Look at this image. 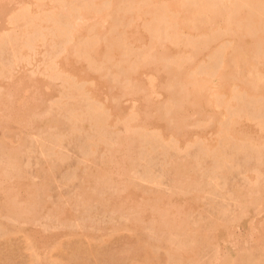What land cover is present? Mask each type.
Masks as SVG:
<instances>
[{
    "label": "rangeland",
    "instance_id": "obj_1",
    "mask_svg": "<svg viewBox=\"0 0 264 264\" xmlns=\"http://www.w3.org/2000/svg\"><path fill=\"white\" fill-rule=\"evenodd\" d=\"M9 1L0 167L19 180H0V264H264V0H226L203 30L193 0L179 13L170 0ZM154 54L158 74L141 67ZM29 188L30 213L2 205L15 193L25 206Z\"/></svg>",
    "mask_w": 264,
    "mask_h": 264
},
{
    "label": "bare ground",
    "instance_id": "obj_2",
    "mask_svg": "<svg viewBox=\"0 0 264 264\" xmlns=\"http://www.w3.org/2000/svg\"><path fill=\"white\" fill-rule=\"evenodd\" d=\"M11 1V0H10ZM9 1V2H10ZM181 0H170L169 2H167L166 4H167V7H168V10L170 9H175L174 11L176 12V13H179V11H176V10H179L180 9V7H179V3L178 2H180ZM225 2H226V0H193V2H192V6H191V10H193L194 12L195 11H199V10H204V11H206V13H207V16H206V19H204L203 21H202V29L201 30H203V29H205V28H208V26H209V19H210V17H212V16H214V15H216V14H226L227 12H225V9H226V5H225ZM165 3L164 4H161V5H163V6H165L166 5ZM10 5V4H9ZM156 5L157 4H155V7H154V9L156 8ZM153 7H151L152 9H153ZM157 7H159V4H158V6ZM170 7V8H169ZM159 8H161V6L159 7ZM158 8V10H160ZM151 9H149V11H150ZM157 10V9H156ZM172 10V12L174 13V11ZM231 10V9H230ZM155 11V10H154ZM166 11V8L164 9L163 8V13ZM242 9H232L229 13H231L230 15H227V18H229V23H231V18H232V16L233 17H235V15H239V14H241L242 13ZM26 12V11H25ZM170 13L171 11H166L165 13ZM10 13V12H9ZM156 13H159V11H157ZM155 13V14H156ZM162 13V14H163ZM149 14H150V17H151V15H152V12H149ZM154 13H153V16L155 15ZM169 15V14H168ZM141 16V15H140ZM152 16V17H153ZM157 16V14L154 16V17H156ZM8 18V17H7ZM151 19H154V18H151ZM256 20H254L253 22H255ZM136 27H138V24L137 25H135ZM140 26V25H139ZM2 30V29H1ZM129 31H130V29H129ZM4 33V32H3ZM251 37V36H250ZM250 37L249 36H246V37H244V38H241V45H244L243 47L245 48H250V46H251V44H252V39H250ZM235 38V37H234ZM5 39H6V37H5ZM236 39H238L239 40V38H236ZM235 39V40H236ZM251 40V41H250ZM219 41H217V43H218ZM254 42V41H253ZM99 45V44H98ZM102 45H100V46H98V47H101ZM93 47V46H92ZM95 47V46H94ZM94 47H93V49H94ZM97 47V46H96ZM97 47V49H99ZM97 49H95L94 51H97ZM251 49V48H250ZM165 52V51H164ZM94 53H98V51L97 52H94ZM166 53V52H165ZM154 56H155V54L153 55V57H151L152 59L154 58ZM66 60V59H65ZM69 60V59H68ZM150 60V59H149ZM147 62V61H146ZM145 62V63H146ZM66 63V62H65ZM64 63V64H65ZM71 63V62H70ZM73 63V62H72ZM79 63V62H78ZM145 63H143V65L141 64V67L143 66V68L142 69H146V67H147V69L149 70V69H151V70H153L154 71V69H155V71H157V74H158V70H161V69H164V67L165 66H163L162 67V64H161V62H160V57L157 55V57L155 56V59H153V60H151L149 63H147V64H145ZM163 63V62H162ZM68 64H69V62H68ZM144 64H145V66H144ZM71 65V64H70ZM74 65V64H73ZM75 65H77V64H75ZM79 65H80V63H79ZM79 65H77L78 67H79ZM83 65V64H82ZM163 65H164V63H163ZM67 68V67H66ZM72 68H74L73 66H72ZM80 69V68H79ZM81 69H82V67H81ZM144 69V70H145ZM146 69V70H147ZM165 69H166V67H165ZM167 70H168V68H167ZM58 71H60V69L58 70ZM84 71V70H83ZM150 71V70H149ZM148 71V72H149ZM82 72V71H81ZM147 72V71H146ZM163 72H165V74H166V71L165 70H163ZM171 72V71H170ZM170 72H168L167 74H169L170 75ZM177 71H175L174 73H176ZM183 72V71H182ZM84 73H86V72H84ZM179 73H180V71H179ZM88 74V73H87ZM149 74V73H148ZM166 74V75H167ZM177 75H178V72L176 73ZM149 75H151V74H149ZM168 75V76H169ZM173 75V74H172ZM176 75V76H177ZM179 75H181V74H179ZM154 76V75H153ZM168 76H167V78H168ZM19 83V82H18ZM18 87V86H17ZM6 89V88H5ZM39 93V92H38ZM32 94H34V93H32ZM185 94V93H184ZM198 94V93H197ZM8 95V94H7ZM186 95V94H185ZM185 95H181L180 97H179V99H178V103L176 104V106L174 107V109H173V112H174V115H175V117H177V119L176 118H174V115H173V117L172 118H174V120L175 121H177V123L176 124H178V125H176L177 127H176V130L179 128V124L181 123V121H183V114H184V112H186L185 111V109H186V106H187V103H188V101H190V98H188L189 96H185ZM189 95V94H188ZM194 95H195V99H196V94L194 93V94H191V96H192V100H194V102H195V99H193L194 98ZM200 96H197V100H196V102H195V104H197L195 107L196 108H199V110H201V108H203V106L205 105V102H204V99H205V95H204V98H202L203 96H201V94H199ZM203 99V101L201 100V98ZM200 98V99H199ZM189 105V104H188ZM191 107H192V105H190ZM206 106V105H205ZM157 117V116H156ZM148 118V117H147ZM150 119V118H149ZM237 122V121H236ZM236 122H233V124H235ZM232 124V125H233ZM160 125V124H159ZM231 130H232V128L230 127L229 129H228V131L229 132H231ZM253 130H251L250 132H252ZM182 132V131H181ZM116 151V150H115ZM119 150H117L116 152H118ZM114 157V155L111 157V158H113ZM112 160V159H111ZM9 162H11V161H9ZM91 175H93V178L94 179H89L90 180V183H93V182H95V184H96V181H97V179L99 178V179H101L100 177H99V175L98 174H96V173H93V174H91ZM90 175V176H91ZM106 176V175H105ZM108 176V175H107ZM107 176H106V178H107ZM9 178H12V179H15V178H17L18 179V176H17V174L15 173V169H14V167H11V165L9 164V163H7L6 165H5V167H0V180H2V181H4L5 179H9ZM102 178H103V176H102ZM106 178H105V180L103 181V182H105L106 181ZM115 179V178H114ZM19 180V179H18ZM96 180V181H95ZM103 180V179H102ZM108 181V184L110 183V182H112L110 179H107ZM115 181V180H114ZM1 182V181H0ZM100 182H101V180H100ZM2 183V182H1ZM0 183V184H1ZM2 185V184H1ZM2 188V187H1ZM122 189V188H121ZM3 191H4V189H3ZM29 202L25 205V203H24V205L25 206H23L22 205V203L20 204V202H18V200H17V196H15L14 194H8L6 197V199H4V201L2 202V205L7 209V211L8 212H10V213H12V214H14V215H17V216H22L23 214L25 215V213L26 212H28L29 210H30V207L29 206H31L30 204H31V202H32V199L35 197V196H37L36 194H37V192H36V190H34L33 188H29ZM121 191V190H120ZM7 193V192H6ZM85 199H87V200H90V199H92L93 198V195L90 193V192H86L85 191ZM117 194V193H116ZM2 195H3V193H2ZM91 196V197H90ZM117 196V195H116ZM90 199H89V198ZM1 198V197H0ZM107 198H108V206H111V207H109V208H112V207H114L115 206V202H114V199H115V195L113 196V195H110V197L109 196H107ZM106 198V199H107ZM3 199V198H2ZM36 198H34V200H35ZM34 200H33V202H34ZM33 202H32V204H33ZM137 203V202H136ZM139 203V202H138ZM142 205V204H141ZM178 205V204H177ZM143 206V205H142ZM178 206H180V205H178ZM177 206V210L179 209V207ZM136 207H137V205H136ZM139 207V206H138ZM175 207V206H174ZM115 208V207H114ZM129 208V207H128ZM132 208V207H131ZM181 208V207H180ZM183 208V207H182ZM133 209V208H132ZM140 209V208H139ZM145 209V208H144ZM152 209V208H151ZM184 209V208H183ZM127 210V209H126ZM130 210V209H129ZM150 210V209H149ZM156 209H154L153 211H155ZM31 211V210H30ZM30 211H29V213H30ZM140 211H143V209H141ZM136 212V211H135ZM28 213V214H29ZM157 214H159V212L157 213ZM161 214H163V212L161 213ZM159 215L160 217H162V215ZM177 214H179V213H177ZM249 214V213H248ZM23 215V216H24ZM137 215H138V213H137ZM244 216V215H243ZM136 217H138V220H141V218L139 219V215L138 216H136ZM141 217V216H140ZM164 217H165V215H164ZM179 217V216H178ZM241 217V216H240ZM239 218V217H238ZM149 219V218H148ZM147 219V220H148ZM134 220H136V219H134ZM137 220V221H138ZM143 220V219H142ZM155 220V219H154ZM148 221H150V219L148 220ZM135 222V221H134ZM139 222V221H138ZM141 222V221H140ZM263 222V221H262ZM142 223H143V221H142ZM146 223H147V221H146ZM151 223V222H150ZM163 224L165 223V222H162ZM183 223V222H182ZM166 224V223H165ZM168 224V223H167ZM181 224V223H180ZM140 225V224H139ZM167 226V225H166ZM179 227H181V226H179ZM226 228H228V227H226ZM168 230V229H167ZM156 231V230H155ZM228 242V241H227ZM231 243V242H230ZM245 244V243H244ZM235 245H236V243H235ZM236 247V246H235ZM193 249V248H192ZM229 252V251H228ZM189 254V253H188ZM194 254V253H193ZM180 256V255H179ZM218 256V255H217ZM186 259V258H185ZM215 261H217L216 260V258H215ZM229 261V260H228Z\"/></svg>",
    "mask_w": 264,
    "mask_h": 264
}]
</instances>
